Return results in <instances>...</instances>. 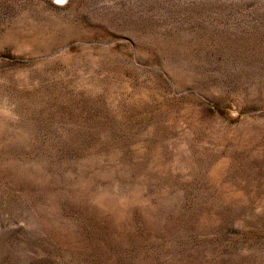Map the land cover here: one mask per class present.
<instances>
[{
  "label": "rangeland",
  "instance_id": "obj_1",
  "mask_svg": "<svg viewBox=\"0 0 264 264\" xmlns=\"http://www.w3.org/2000/svg\"><path fill=\"white\" fill-rule=\"evenodd\" d=\"M0 264H264V0H0Z\"/></svg>",
  "mask_w": 264,
  "mask_h": 264
},
{
  "label": "snow or ice",
  "instance_id": "obj_2",
  "mask_svg": "<svg viewBox=\"0 0 264 264\" xmlns=\"http://www.w3.org/2000/svg\"><path fill=\"white\" fill-rule=\"evenodd\" d=\"M57 2H58V3H62V2H63V0H57Z\"/></svg>",
  "mask_w": 264,
  "mask_h": 264
}]
</instances>
